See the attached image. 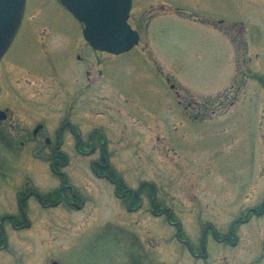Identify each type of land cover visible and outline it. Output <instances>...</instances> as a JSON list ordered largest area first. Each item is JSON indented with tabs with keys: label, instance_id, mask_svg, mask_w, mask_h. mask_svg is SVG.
Segmentation results:
<instances>
[{
	"label": "rangeland",
	"instance_id": "1",
	"mask_svg": "<svg viewBox=\"0 0 264 264\" xmlns=\"http://www.w3.org/2000/svg\"><path fill=\"white\" fill-rule=\"evenodd\" d=\"M129 23L141 36L139 46L132 52L143 51L152 55L159 74L167 77L171 87H174L172 97H168L170 101L162 96L164 86L159 77L149 82L151 92L148 95L142 97L139 92V99L144 98L152 114L164 116L166 103L170 102L172 117L179 118V109L174 105L178 99L176 94H180L188 103L203 105V111L198 115L226 117L222 125L200 126V131H197V125L188 123L189 134L184 140L190 142L186 147L202 155L181 154L180 140L174 144L176 140L173 136L167 141L177 154L164 153L159 148L162 141L159 143L157 137L153 138L161 135V131L155 135L151 131L142 134V130L128 123L127 133L132 137L122 140L123 135H118L113 138L118 150L116 161L123 171L133 169L139 180L157 183L161 195L170 200L178 218L183 213L196 217L202 212L212 220L215 209L226 208L235 197L257 196L264 181V139L261 138L264 131L257 123L258 100L264 104V0H135ZM234 24L245 26L250 44L243 35L238 37L232 31ZM83 29L84 26L58 0H27L20 33L5 61L0 64V110L12 105L15 115L22 117L23 110L17 102L22 100L18 87L29 90L30 87H40V96L38 93L35 99L42 102L37 109L41 114H28V117L42 116L53 125L55 119H60L67 112L63 106L67 97L62 96L66 93L60 90L73 87L74 82L84 77L83 65L78 66L76 60V63L72 61L78 52L88 58L92 87H96L87 113L89 122L91 126L114 127L116 134L117 128L124 123L122 114L126 116V113L118 106L120 96L110 86L112 82L99 77V70L107 67V57L101 62L93 54L94 50L83 38ZM123 57L125 61L137 59L129 54ZM249 58L254 59L252 68L246 64ZM10 59L18 61L11 65L8 63ZM110 61L107 59L106 62ZM22 63L31 66L28 68L34 71L23 68ZM140 66L141 72L148 74L147 66L141 62ZM26 72L28 75L25 76ZM130 80L128 76V80L120 78L118 82L124 84ZM145 81L137 78L134 87L139 90L145 88ZM52 87H58L55 90V100H59L56 106ZM244 89L246 101L255 102H247L244 107L240 106L229 114L230 102L245 98ZM260 109H263L264 115V106L261 105ZM195 112L188 110L187 115L194 116ZM172 127V131L180 127L178 119L173 121ZM196 132L200 137L194 139ZM137 133L145 135V138L138 137ZM45 158L41 162L30 154H6L0 147V167L10 170V177H0V196L15 195L26 171L33 183L44 189L55 185ZM73 164L75 166L70 168L72 181L88 185L83 194L94 198L97 195L94 178L87 172L84 175L78 161H73ZM248 167L254 169L249 177V171H243ZM246 180H251V183ZM110 215L108 212V217L102 220H84L83 223L92 228V232L72 243L74 238L82 237L69 232L75 230L69 223L74 214L60 212L55 234H43L36 244L40 249L36 251L32 249L36 245L27 246L28 261H31L28 264H203L184 253L175 229H163L158 225L152 229L146 220H141L139 228L133 229L136 236L144 241L143 249L132 247L127 237L118 235L117 231L108 230L105 234L100 228L102 223L107 222V228H115L123 224L133 226L136 222L135 219L121 220ZM223 217L220 216L221 220ZM39 222H36L37 228L46 229L47 220L43 219L42 224ZM54 235L55 248L52 245Z\"/></svg>",
	"mask_w": 264,
	"mask_h": 264
},
{
	"label": "flooded vegetation",
	"instance_id": "2",
	"mask_svg": "<svg viewBox=\"0 0 264 264\" xmlns=\"http://www.w3.org/2000/svg\"><path fill=\"white\" fill-rule=\"evenodd\" d=\"M134 3L135 0H133V5ZM21 25L0 64L5 61L6 56L10 53L20 33ZM232 31L238 37L243 35L247 44L249 43L250 37L248 36L249 40H247L245 26L234 24L232 25ZM234 40L237 39L234 38ZM137 47L132 51L135 52ZM89 48L91 47L89 46ZM40 49L42 50V47ZM132 51L117 56L96 51L93 53L100 58L101 62L106 57L111 60L107 63L106 59L107 67L99 70V77L112 82L110 86L114 87L120 96L118 106L126 113V116L121 113L124 123L120 125V128H117L118 132L116 134L113 131L114 127L91 126L92 123L89 122L90 118L87 113L91 107L92 92L95 91L96 87H92V72L88 58L82 57L81 53L78 52L72 61L74 63L77 61L78 66L83 65L84 77H81L78 82H74L73 87H63L60 90L63 94L66 93L62 96L67 97V100L63 102L67 112L60 119H55L54 126L44 120L42 116H35L34 119L28 117V114H37V109L42 105V102L37 100L38 93L39 96L41 93L40 87H30V90L27 87H18L22 100L17 102L22 107V117L15 115L12 105L6 107L5 110H0L4 114L0 116V147L6 154H30L36 161H41L49 155L50 157L45 159L49 163L50 177L55 179V185L44 189L42 186L33 183L31 176L24 169L26 171L23 175L24 180L20 187L16 189V194L0 196V264H17V262L28 264V262H31L28 261L30 256L28 255L27 246L38 244L43 234H55L58 229L60 212L74 214L69 219V223L75 230L69 232L82 237L74 238L71 240L72 243L75 240L83 239L85 235L92 232V228L83 223L84 220H90L91 218L102 220L104 217H108L109 212V214L121 220H136L133 226L123 224L117 225L115 228L113 226L107 228L108 224L106 222L102 223L100 228L104 229L105 234L108 230L117 231L118 235L123 234L127 237V242L137 250L144 248V241L136 236L133 229H138L140 221L146 220L152 229L157 225L163 229H175L177 240L184 253L189 254L197 262L203 264H264V181L260 185L257 196L235 197L226 208L217 209L215 207L212 220L207 219L202 212L196 217H188L187 214L183 213L178 218L174 208L170 206V200L167 196L161 195L157 183L139 180L135 170L126 168L123 171L121 165L116 161V151L118 150L113 143V138L118 135H123L122 140L132 137L130 133H127L128 123L142 130L140 131L142 134H146L145 131H151L152 135H155L160 134L158 131H161L162 136L157 135L153 138L157 137L159 143L162 141L159 148L164 153L177 154L176 149H172L170 147L171 143L169 142V144L167 141L173 136V139L176 140L174 144H177V140H180L181 154L202 155L186 147L187 142H190L184 140L189 134L187 130L188 123L197 125V131H200V126L208 124L222 125L223 119L226 117L217 118L214 117L215 115H198V112L203 111V105L196 102L188 103L180 94H176L178 99L174 105L175 108L178 107L179 109V118L172 117L170 102L166 103L164 116L152 114L150 112L152 109L144 103V98L139 99V92L143 94L142 97L148 95L151 92L149 82L155 81L159 77L162 79L164 86L162 96L170 101L169 98L172 97L174 87H171L167 77H162L159 74V69H156L152 61V55L143 51L137 53ZM128 54L137 59L125 61L126 56H123ZM16 61L18 60L10 59L8 63L12 65ZM140 62L147 66L146 71H148V74L141 72ZM252 62H254V59L249 58L246 64L251 66ZM20 65H24L23 68L25 69L33 70V68H28L31 67L28 64L22 63ZM13 70H15V67ZM38 70L41 71V69ZM53 72H55V66ZM24 75H28V72ZM128 76L131 77L130 81L124 84L119 83L120 78L128 80ZM137 78L146 80L145 88L139 90L138 87H134ZM24 83L25 77L22 80L23 85ZM57 89L58 87H52L55 106L57 105L56 101H59L58 99L55 100V90ZM243 93L244 99L230 102L229 107L231 110L229 114L236 111L240 106L244 107L247 102H255V100L246 101V89L243 90ZM35 97L37 98L35 99ZM258 102L260 107L261 105L264 106L262 100H258ZM260 107H258L257 112V123L260 130L264 131L262 125L264 115L263 109H260ZM188 110L197 112L194 116H188ZM39 113L41 114L40 111ZM177 119L180 123V129L175 127L172 131L173 121L176 122ZM137 135L145 138V135L139 133ZM194 136V139L199 138V132H196ZM261 138L264 139V134ZM73 161L79 162L81 165L79 169H82L84 175L87 172L94 178V185L97 187V195L94 198L83 194L88 185L85 183L76 184L72 181L70 168L75 166ZM253 167L243 169L246 173L249 171L248 177L251 174L250 172L254 171ZM9 172L10 170L6 171L2 166L0 167L1 178L7 179L10 177ZM250 181L246 180L248 184L251 183ZM240 186L244 187V185L238 187ZM93 212L97 213L94 214ZM90 214L91 216H89ZM220 216H224L222 220ZM43 219L47 220L46 229H38L36 222H42ZM191 225L192 228H190ZM105 234H103V237ZM53 238L54 243L52 245L55 248V235ZM32 249L36 251L40 247L37 246Z\"/></svg>",
	"mask_w": 264,
	"mask_h": 264
},
{
	"label": "water",
	"instance_id": "3",
	"mask_svg": "<svg viewBox=\"0 0 264 264\" xmlns=\"http://www.w3.org/2000/svg\"><path fill=\"white\" fill-rule=\"evenodd\" d=\"M58 1L83 24V37L94 51L117 56L130 52L139 44L140 35L129 24L133 0ZM26 2L0 0V61L18 32ZM3 115L0 112V116Z\"/></svg>",
	"mask_w": 264,
	"mask_h": 264
}]
</instances>
